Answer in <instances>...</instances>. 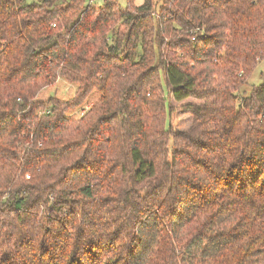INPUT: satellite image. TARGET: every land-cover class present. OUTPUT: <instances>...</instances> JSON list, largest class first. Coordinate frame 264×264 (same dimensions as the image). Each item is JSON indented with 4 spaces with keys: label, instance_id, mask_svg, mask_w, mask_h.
I'll return each mask as SVG.
<instances>
[{
    "label": "trees",
    "instance_id": "16d2710c",
    "mask_svg": "<svg viewBox=\"0 0 264 264\" xmlns=\"http://www.w3.org/2000/svg\"><path fill=\"white\" fill-rule=\"evenodd\" d=\"M95 1L0 0V264H264V0Z\"/></svg>",
    "mask_w": 264,
    "mask_h": 264
},
{
    "label": "rangeland",
    "instance_id": "374dc122",
    "mask_svg": "<svg viewBox=\"0 0 264 264\" xmlns=\"http://www.w3.org/2000/svg\"><path fill=\"white\" fill-rule=\"evenodd\" d=\"M22 1L25 4H29V3H37V2H40L41 0H22ZM95 2L97 4H100L101 0H96ZM155 2H156L157 8L159 9L161 6V1L155 0ZM119 3L121 4L122 7L125 6L124 0H120ZM142 3H143V0H134L135 6H140L142 5ZM263 76H264V60L259 61L251 78L248 80L246 85L241 88L238 94V99H241L242 96L247 95L250 92L252 85L259 84ZM74 91H75V88L72 85H69L64 80L60 79L50 90L47 91V93L50 96H55L64 101H68L73 97ZM85 103L86 101H83L79 107H77L76 109L72 111H69L67 113V116H74V117L78 116L77 112L80 110V108L88 106V105H85ZM188 104H197V103L193 101L192 99H188L181 103H176L173 101L171 102V105L174 110H173V115L170 119L169 124L171 128L176 132L187 131L192 124L193 113L191 112V110L184 109V107Z\"/></svg>",
    "mask_w": 264,
    "mask_h": 264
},
{
    "label": "built area",
    "instance_id": "2783aa9c",
    "mask_svg": "<svg viewBox=\"0 0 264 264\" xmlns=\"http://www.w3.org/2000/svg\"><path fill=\"white\" fill-rule=\"evenodd\" d=\"M88 109V106L87 107H83L82 109H80L78 112H77V115L78 116H81L86 110Z\"/></svg>",
    "mask_w": 264,
    "mask_h": 264
}]
</instances>
